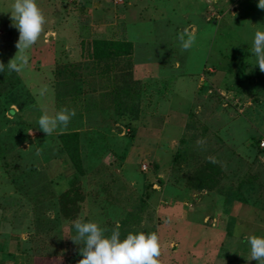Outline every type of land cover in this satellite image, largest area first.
<instances>
[{"label":"rangeland","instance_id":"1","mask_svg":"<svg viewBox=\"0 0 264 264\" xmlns=\"http://www.w3.org/2000/svg\"><path fill=\"white\" fill-rule=\"evenodd\" d=\"M12 3L0 0V49L7 62L27 55L28 64L16 73L21 107L12 105L16 112L0 127V144L29 170L14 179L0 166V264H77L82 245L70 238L73 222L110 231L141 200L147 206L132 233L145 226L158 235L161 264H258L246 238L264 237V72L251 54L255 32L264 31L259 0H36L44 32L22 52ZM186 28L197 39L184 51L178 33ZM110 37L133 41V77L145 85L132 137L98 100L99 91L90 90L92 77L80 66L87 42ZM149 78L154 82L147 85ZM75 84L80 92L71 89ZM235 90L244 97H233ZM63 108L75 109L67 128L81 130L86 167L73 218L62 217L57 203L73 173L58 155L61 129L47 136L38 127L42 110L54 115ZM20 131L25 137L17 142ZM209 156L222 169L218 189L190 188L193 170ZM250 173L260 177L224 198ZM225 207L231 225L218 219L215 226Z\"/></svg>","mask_w":264,"mask_h":264},{"label":"trees","instance_id":"2","mask_svg":"<svg viewBox=\"0 0 264 264\" xmlns=\"http://www.w3.org/2000/svg\"><path fill=\"white\" fill-rule=\"evenodd\" d=\"M81 50V53L83 55L82 57L84 60H86V64L80 66L86 67L88 69V74H90L92 77V83L94 82L90 90L93 89L95 91L97 89L99 91L98 100L107 102L106 105L111 107L114 112V120L127 127L128 136L132 137L135 133V122L140 117L139 103L143 92L142 90L144 89L145 91V85L143 84V82L133 77V41L130 39L113 37L94 38L87 42V44ZM0 62H3L5 64V72H0L1 127L6 123V121L9 120L8 115L15 114L16 111L14 110L12 105L21 107V105L19 104V93L21 92V86L19 83V79L16 76V72L8 71V62L6 60L5 54L1 49ZM71 73H73V75L77 77V72H75V70H72ZM148 82L149 83H147V85L153 83L154 81H151V79L149 78ZM80 87L81 85L75 84V86L73 85L71 89L80 92ZM204 87L206 88L207 85H204ZM235 95L239 96L240 98L244 97L242 93L236 90ZM217 96H219V94H217ZM219 97L221 98V100H223V97L221 95ZM20 124H22V122L18 121L17 125L20 126ZM56 135L60 146L58 155L61 154L60 156H63V159L66 160L73 169V173L68 179V188L63 190L58 196V208L62 217L73 218L75 217V214L79 209L78 200H82L84 197L83 192H81L82 188L80 178L85 175L86 167L84 164L82 151L81 130L76 127L67 128L59 130ZM13 137H16L15 139L17 140V142H19V140H21V137L24 138L25 135L22 131H20L18 137ZM180 142H182V140H180ZM13 144L10 143L9 145L13 146ZM2 146L3 145L0 144V166L4 165L5 171L9 172L8 174L13 175L12 178L15 179L21 174V172H27L29 170L27 166L25 167L23 165L19 167L18 164H14V161L8 158L6 154L5 149L7 148H3ZM260 148L263 149L264 147ZM19 154L20 153H17L18 156ZM11 156L14 157V154H11ZM179 157L180 154L179 150L177 149L173 159L178 160ZM58 171L56 173H60L59 169ZM18 172L20 173L17 174ZM35 172H37V170H35L34 167L30 168L29 174L32 173L34 176L37 174ZM250 174V177L247 176V178L239 180L237 188L228 190L227 192H223L224 198L230 199L233 194L236 195L243 190H246L245 187H250L251 184H254L260 177L258 173ZM221 175L222 169L220 165L217 163H211L208 159H206L203 164L197 166L195 170H193L191 177L188 179V182L190 184L189 187L194 189L196 188L197 190L203 192L215 191L216 189H218L217 186L219 184ZM18 183L19 180L15 181V184ZM216 193L222 196V193ZM247 197L243 196L242 199H246ZM251 203L253 202H250V204ZM146 206L147 204L141 200L140 202H138V204L133 205V208L131 210L126 211L125 216L121 219V221H119V223L114 224V227L119 224L122 239L125 238L127 234L132 233V231L134 232L135 229L133 228V224L135 223V221L141 218L144 207ZM224 209H226V211H224ZM224 209L220 210L221 214L222 216H224L223 218H225L227 222L226 225H231L232 222L230 218L231 216H229L228 214L229 211L226 207ZM221 214H219L218 217L221 216ZM226 214H228L227 217H225ZM38 218L40 220L41 216H38ZM41 221V223H38V226H45L47 219L42 218ZM229 227L226 226V228ZM149 231L150 230L147 227L141 226L138 230V233L144 232L146 234H149Z\"/></svg>","mask_w":264,"mask_h":264},{"label":"clouds","instance_id":"3","mask_svg":"<svg viewBox=\"0 0 264 264\" xmlns=\"http://www.w3.org/2000/svg\"><path fill=\"white\" fill-rule=\"evenodd\" d=\"M257 6L264 10V0H259ZM10 12L13 26L19 30L16 45L18 52L26 51L39 40L44 32L45 16L36 0H13ZM196 39V33L187 28L178 33V40L184 51L190 50L196 43ZM251 54L256 58L255 66L258 65L259 70L264 72V31L255 32ZM15 57L8 62L7 69L19 74L28 64V57L20 55L19 63ZM0 72H5L3 62H0ZM45 91L46 89H42L40 94L44 95ZM75 115V109L63 108L54 115H49L46 110H42L38 127L50 136L57 129H66ZM29 133L32 134V131ZM203 143L205 141H197V144ZM208 160L211 163H218L212 156H209ZM73 227L76 234L70 238L75 244L82 245L79 253L83 258L77 264H161L159 259L161 245L155 232L129 233L122 239L119 224L109 231L96 222L77 219L73 222ZM246 240L250 246V260L264 264V237L253 235Z\"/></svg>","mask_w":264,"mask_h":264},{"label":"built area","instance_id":"4","mask_svg":"<svg viewBox=\"0 0 264 264\" xmlns=\"http://www.w3.org/2000/svg\"><path fill=\"white\" fill-rule=\"evenodd\" d=\"M113 1H116V0H113ZM220 94H221V95H223V96L225 95V94H224V92H220ZM231 95H232L233 97H237V98H239V99H240V97H239V96H235V95H234V94H232V93H231ZM223 96H222V97H223ZM224 97H225V96H224ZM225 99L227 100V99H228V97H225ZM226 100H225V101H226ZM230 101H231V100H230ZM260 147H264V139H261V140H260Z\"/></svg>","mask_w":264,"mask_h":264},{"label":"crops","instance_id":"5","mask_svg":"<svg viewBox=\"0 0 264 264\" xmlns=\"http://www.w3.org/2000/svg\"><path fill=\"white\" fill-rule=\"evenodd\" d=\"M221 215H222V214H221ZM229 216H230V214H229ZM223 217H224V216H222V218H221V217L219 216V217L216 218V216H215V218H216L217 221L214 222V223H215L214 225H215V226L217 225V223H218V218H219V221H220V219H221V220L224 219V221L222 220V222H223L224 224L227 223L226 220H225V218H223ZM230 218H231V217H230ZM235 219H236V218H235ZM214 220H215V219H214ZM234 221H235V220H234Z\"/></svg>","mask_w":264,"mask_h":264}]
</instances>
